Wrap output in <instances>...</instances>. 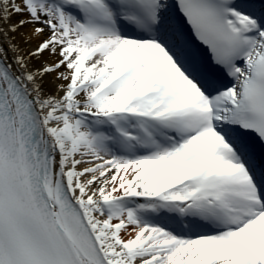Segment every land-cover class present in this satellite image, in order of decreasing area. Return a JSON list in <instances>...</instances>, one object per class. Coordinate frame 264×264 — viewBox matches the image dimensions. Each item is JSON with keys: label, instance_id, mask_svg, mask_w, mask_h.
I'll return each instance as SVG.
<instances>
[{"label": "snow or ice", "instance_id": "obj_1", "mask_svg": "<svg viewBox=\"0 0 264 264\" xmlns=\"http://www.w3.org/2000/svg\"><path fill=\"white\" fill-rule=\"evenodd\" d=\"M0 264H264V0H0Z\"/></svg>", "mask_w": 264, "mask_h": 264}]
</instances>
